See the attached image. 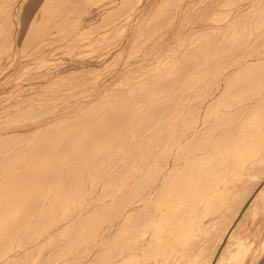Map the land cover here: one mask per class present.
<instances>
[{
  "label": "rangeland",
  "instance_id": "obj_1",
  "mask_svg": "<svg viewBox=\"0 0 264 264\" xmlns=\"http://www.w3.org/2000/svg\"><path fill=\"white\" fill-rule=\"evenodd\" d=\"M262 16L264 0H0V249L8 247L1 249L0 264H176L166 260L170 247H154L152 241L132 247L141 238L134 233L132 239L131 223H145L148 209L124 218L125 233L116 234L123 223L118 205L136 192L135 179H146L151 148L172 136L184 110H194L197 99L212 93L219 81L214 113L240 99L235 87L255 66L223 72L242 52L264 49ZM252 184L236 213L215 224L203 257L177 264H217L223 253L220 264H264V177ZM140 189L145 192L146 183ZM158 193L157 205L163 197ZM256 199L262 204L254 216ZM53 207L59 208L54 214ZM28 228L33 231L26 237Z\"/></svg>",
  "mask_w": 264,
  "mask_h": 264
},
{
  "label": "bare ground",
  "instance_id": "obj_2",
  "mask_svg": "<svg viewBox=\"0 0 264 264\" xmlns=\"http://www.w3.org/2000/svg\"><path fill=\"white\" fill-rule=\"evenodd\" d=\"M256 14H257V12H256ZM250 15H249V18H250ZM262 17H264V16H262ZM249 18H246V19H249ZM259 19H262V18H259ZM254 21H256V20H254ZM245 29H246V27H245ZM248 29L250 30V28H248ZM220 30H222V29H220ZM243 33H245V32H243ZM210 36H212V35H210ZM230 40H231V36H230ZM222 41H221V43H222ZM251 42L253 43V41H251ZM240 43H241V41H240ZM205 44H207V42ZM242 44H243V42H242ZM203 47H204V43H203ZM221 47H223V46H221ZM212 48H211L210 52H212V50H213ZM239 48H240V46H239ZM258 51L259 50H257V52H254L253 54H249V53L246 54V52L245 53L242 52L243 54H241V55L239 54V57H238V55L236 56V54H235L236 58H232L233 60H231V62L226 65L227 67H226L225 71L223 72V74H229L230 72H237V71L242 70V69H244L246 67H249L251 65L255 66L254 71L250 72V73L247 72L244 75L245 79L243 81H240L238 83V85H236L237 87H235L236 90L234 91L233 94H235V92H237V94L239 93V95H240L239 91H241V95H240V99L236 100L234 102V105L232 103L233 106H231V107L228 106V108L226 106L227 109H225V110H223V108H225V107H223L221 111L219 110L218 112L214 113V111H215L214 107H215V105L217 103L216 100L219 99L218 98L219 89L222 86V81H219L217 83L216 88L214 87L215 89L213 90V92L209 93L210 96L208 94H206L207 96L204 95V97H202L200 100L197 99L199 101L198 104H194V102L192 103L194 105H197L194 108V110L191 108L192 109V111H191V109L189 107V110H184L181 113L182 115L179 118L180 122L175 125V128H173V130H172L173 134H172V136L170 135L171 137H169V139H167V141L166 140L165 141H161L159 143L158 147H154L153 146L151 148V150H150L151 153H149L150 154L149 157H148L149 159H148V162L146 164V169H147V172H146L147 176L145 177L146 179L144 181L135 179L133 187L135 188L136 192L134 193V195L130 199H128L127 197L124 196L125 198H127V202L124 199L126 203L123 202V204H122L123 206L117 204L119 206V210L117 212L119 220L120 219L123 220L124 218L127 219V217H129L131 215V213H133L134 211L137 212L138 209H140L142 207H144V210H146V209L149 210L148 217H146L147 219L146 220L144 219L145 215L143 216L144 218H142V220L143 219L145 220V223L142 222L143 224L140 222V220H139V222L137 221V222L131 223V221H130L131 219H129V221H130V223L132 225V227L129 228V230L131 229L130 232L131 233L133 232V235H131V237L133 236L132 239H134V233L139 238H141V240L139 242H136V243L133 240L134 243L132 242L133 243L132 247L135 248V246H138V245L142 246V245H145L147 242L152 241L153 244H155L154 247H158L159 248L160 245H161V247L163 245L164 248L165 247H170V250H168V252H167L168 253L167 257H166L167 261H174L177 264V263H180L183 260H185V258L186 259L187 258H191L193 260V262L195 263L196 261L199 260L198 258L201 257L206 252V249L209 247V243H210V241H211V239L213 237L212 236V234H213L212 230H213L215 224L218 221L221 222L222 220L228 218L233 213L235 214L236 210H237L235 208H238L239 206H242V204H244L247 201L248 196L252 192V190L249 189V192L247 191V194H245L244 193L245 192V188L247 186H250L252 183H253L252 185L254 187V185L258 184V182L260 180H262V178L264 177V49H262L259 52ZM212 54H213V52H212ZM205 55L206 54L204 53V56ZM202 56H203V53H202ZM206 59L209 60L208 54H207V58ZM201 66H202V64H201ZM221 68H220V70H221L220 73H222V69ZM201 69H202V67H201ZM200 72H201V70H200ZM220 77H221V75H220ZM213 79H215V77ZM220 79L222 80V77ZM212 84H213V82H212ZM203 85H201V86H203ZM210 87H212V86H210ZM217 88H218V90H217ZM207 92H208V90H207ZM207 92H205V93H207ZM198 94H199V92H198ZM237 97H239V96L237 95ZM196 98H198V96ZM232 100H233V98H232ZM192 101H193V99H192ZM228 103H229V101H228ZM213 104H214V107H213ZM210 107H213L212 110L213 109L214 110L213 111L209 110ZM183 108H184V106H183ZM112 141H114V140H112ZM125 151H126V149H125ZM141 155H142V153H141ZM145 155H147V154H145ZM91 156H92V154H91ZM118 156H117V159H119ZM76 157H79V156L76 155L75 158ZM85 157L87 158V156L84 155V159H86ZM131 157H133V156H131ZM139 157L141 159V156H139ZM122 158H123V156H122ZM120 159H121V157H120ZM135 160H137V158H135ZM142 160L143 159H141V161ZM68 161L70 162V160H68ZM85 162H86V160H85ZM113 162L111 161V163H113ZM117 164L118 163H116L115 166ZM86 165L87 164L85 163V166ZM140 165H142V164H140ZM93 167H95V166H93ZM97 169H98V167H97ZM136 169H137V166H136ZM45 170H47V169H45ZM120 171H122V170H120ZM131 171H132V169H131ZM78 172H75V173L78 174ZM97 172H98V170H97ZM175 172L178 173V174L177 175H172V174H175ZM45 173L46 172H44V175H45ZM102 173H103V171H102ZM134 173H136V172H134ZM134 173H133V175H134ZM11 174H9V176ZM37 175L39 176V174H37ZM103 175H105V172H104ZM103 175H102V177H103ZM28 176H30V174ZM99 176H100V174H99ZM124 176H126V175H124ZM11 177H13V176L11 175ZM15 177H16V175H15ZM15 177H14V179H15ZM18 177H20V176L18 175ZM120 177H121V174H120ZM127 177L128 176H126V178ZM109 178H110V176H109ZM126 178L124 177V179H126ZM41 179H43V178H41ZM11 180H13V178ZM45 180H46V178H45ZM23 181H24V179H23ZM106 181H107V179H106ZM8 182L10 183V180ZM99 182H100V180H99ZM145 183H146V189L147 190L144 192L140 188H142V185L144 186ZM75 184H76V182H75ZM96 184L98 185V183H96ZM32 186H33V184H32ZM72 186H74V183H73ZM27 188L28 187L26 186V189ZM105 188L108 189L106 186H105ZM105 188H103V189H105ZM143 188L145 189V187H143ZM51 189H53V188H51ZM140 190H142V191H140ZM159 190L162 191V193H163L162 196L163 197L160 196L161 197L160 200H162V202H160L158 200L159 198L157 199V203L160 202V204L157 205L156 202L155 203L153 202V197L155 199L156 196H154V195H157L155 193H158ZM44 191H45V189L42 192L44 193ZM31 192L32 191H30V193ZM103 193H105V192H103ZM102 195L103 194H101V196ZM242 195L244 196V198H242ZM22 196H24V194ZM104 196H105V194H104ZM119 196L121 197V195H119ZM38 197H39L38 198V200H39L40 196H38ZM41 198L43 199V197H41ZM83 198H84V196H83ZM17 199H19V197ZM34 199H35V197L32 196L31 200H34ZM26 200H27V198H26ZM98 200H100V199H98ZM121 200H122V198H121ZM77 201H78V199H77ZM24 202H25V200H24ZM34 202L36 203V201H34ZM70 202H71V200H70ZM7 203H9V202H7ZM30 203L33 204L31 201H30ZM103 203H105V202H103ZM115 203H116V201H115ZM118 203L121 204V202H118ZM16 204H17V202H16ZM52 204L53 203H51V206H52ZM89 204H90V202H89ZM108 204H107V208H108ZM153 204H156L157 207L153 206ZM261 204H262L261 203V199H258V200L256 199L254 201V205H253L254 207H253V210H252L254 216H256L260 212L259 207H260ZM9 205L11 206L10 208L13 207V205H11V204H9ZM33 205H35V204H33ZM36 205H38V204L36 203ZM63 205H64V203L62 205H60V206H63ZM95 205H96V203H95ZM127 205H129V206L127 207ZM31 206L32 205L29 204V209L32 208ZM38 206H40V202H39ZM51 206H49V207H51ZM74 206H76V205L73 204V207ZM114 206L116 207V205H114ZM6 207H8V206H6ZM58 207H59V205H58ZM1 208H2V206H1ZM1 208H0V211H1ZM23 208L25 209V206ZM69 208H70V206H69ZM5 209H3V211L6 212ZM33 209H34V207H33ZM58 209H56V211H58ZM19 210L21 212L23 209L22 208L20 209V206H19ZM25 210H28V209H25ZM94 210H95V208H94ZM30 211L33 212V210H30ZM54 211L55 210H54V207H53V214H54ZM105 211H106V207H105ZM28 212L29 211H27L26 213H28ZM32 212H31V214H32ZM50 212H52V211L50 210ZM59 212H60V210H59ZM72 212H74V209H73ZM76 212L78 213V211H76ZM91 212H90V214H91ZM146 212L147 211H145V214H146ZM38 213H40V212L38 211ZM48 213H49V211H48ZM35 214H37V213H35ZM110 214H111V212H110ZM64 215H65V213H64ZM67 215H69V214H67ZM117 215H116V217H117ZM8 216H10V215H8ZM15 216H16V214H15ZM29 216H30V214H29ZM70 216H71V214H70ZM70 216H68V217H70ZM92 216H93V214H92ZM108 216H109V214H108ZM100 217H102L101 214L99 216V219H100ZM36 218H37V216H36ZM55 218H56V216H55ZM109 218H110V216H109ZM61 219H63V217ZM74 219H77V218H74ZM8 220H10V219H8ZM24 220H26V219H24ZM46 220H47V216H46ZM89 220L91 221V218ZM124 220H123V223L119 222V224H121L122 226L119 227V229L116 231V234L118 233V234L122 235L123 233H125L124 230L126 229L125 228L126 226L124 227V223H125ZM12 221L13 220H11L9 222H12ZM26 221H24V223ZM54 221H55V219H54ZM129 221H127V224H128ZM16 222H17V224L19 223L17 218H16ZM40 222H41V220H40ZM71 222L73 223V220ZM71 222H70V224H71ZM76 222H77V220H76ZM87 222H88V220H87ZM37 223L34 222L33 226L36 227ZM103 223H104V221H103ZM112 223L113 222H111V224ZM54 224H55V222H54ZM0 225H1V223H0ZM5 225H6V222H5ZM18 225H20V224H18ZM38 225H39V223H38ZM66 225H67V223H66ZM97 225H98V223H97ZM8 226L10 227V225H8ZM41 226L42 225H40V227ZM70 227H71L70 229H72V226H70ZM73 227H74V225H73ZM108 227L111 228V225L108 226ZM16 228H17V226L15 227V230H13V231H15V233H16ZM78 228H79V226H78ZM238 229H239V227H238ZM27 231L29 233H27ZM31 231H33V230H31V229L29 230V228H28L26 230V233H25L26 235L25 236L27 237V234L31 235L30 234ZM80 231L82 232V229ZM86 231H88V229ZM95 231H96V229H95ZM1 232H2V230H1ZM6 232H9V230L6 231ZM93 232H94V229H93ZM57 233H58V231H57ZM103 233H104V231H103ZM51 234H52V232H51ZM91 234H92V232H91ZM8 235L6 234V235H4V237L5 236L7 237ZM77 235H78V233H77ZM79 236H81L80 232H79ZM13 237L14 236H13V233H12V237L11 238L8 237V238L12 240ZM101 237H103V236H101ZM114 237H116V236H114ZM122 237H124V236H122ZM37 238L40 239L39 237H37ZM49 238H48V240H49ZM26 239L24 238V240H26ZM43 239H44V237H43ZM83 239H84V237H83ZM85 239H86V237H85ZM132 239H130V240L132 241ZM75 240H74V242H75ZM126 240H127V238H126ZM0 241H2V240H0ZM28 241H30V240L28 239ZM66 241H68V240H66ZM235 241L238 242L239 244H241L239 238L235 239ZM20 242H21V239H20ZM95 242L96 241H94V243ZM1 243H4V241L1 242ZM8 243H11V242L8 241ZM66 243H69V242H66ZM70 243H71V241H70ZM112 243H113V241H112ZM121 243H123V241ZM13 244H12V246H13ZM90 244H92V243H90ZM48 245H50V244L48 243ZM77 245H78V243H77ZM82 245H84V244H82ZM115 245L113 247H115ZM1 246H3V245H1ZM18 246H19V244H18ZM97 246H98V244H97ZM177 246L178 247L180 246V247L178 248ZM4 247H2L1 249L5 250ZM20 247H21V245H20ZM125 247L126 246H124V248ZM5 248H8V247L6 246ZM124 248H123V250H124ZM233 248H235V247H233ZM1 249H0V253L2 252ZM102 249H103V247H102ZM111 249H113V248H111ZM147 249L148 248H146V250ZM162 249H160V252H161ZM89 250H90V248H89ZM151 250H152V248H151ZM151 250H150V252H151ZM229 250H227V251H229ZM82 251H83V249H82ZM119 251H118V253H119ZM142 251H143V249H142ZM144 251H145V249H144ZM70 252H71V250H70ZM138 252L139 251H137V253ZM112 253H113V250H112ZM161 253H163V252H161ZM230 253H231V251H230ZM3 254L4 253H1V255H3ZM105 254L106 253L104 252V255ZM110 255H109V257H110ZM145 255H146V253H145ZM223 255H224V253L221 254V257L219 256L220 258L218 259L217 264H220L222 262ZM78 256H79V254H78ZM86 256H87V254H86ZM101 256L103 258L102 254H101ZM7 257H8V255H7ZM9 257H10V255H9ZM56 258H57V254H56ZM75 258H76V256H75ZM106 259H108V258H106ZM209 262H211L210 259H209ZM68 263H69V260H68ZM83 263H84V260H83ZM50 264H51V262H50ZM121 264H122V262H121Z\"/></svg>",
  "mask_w": 264,
  "mask_h": 264
}]
</instances>
